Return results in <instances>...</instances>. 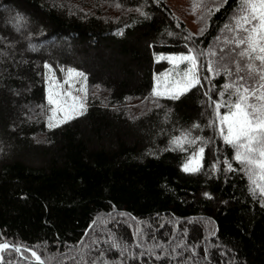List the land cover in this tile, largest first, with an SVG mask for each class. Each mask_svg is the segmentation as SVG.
Segmentation results:
<instances>
[{
  "label": "trees",
  "instance_id": "obj_1",
  "mask_svg": "<svg viewBox=\"0 0 264 264\" xmlns=\"http://www.w3.org/2000/svg\"><path fill=\"white\" fill-rule=\"evenodd\" d=\"M217 3L195 35L162 0H0V244L43 264H264L260 169L235 160L215 109L223 85L246 74V45L230 30L241 0ZM13 19L27 28L13 32ZM64 42L105 63L76 65L55 48ZM189 49L201 84L156 98L169 69L156 57ZM69 69L82 73L87 109L49 128L47 70ZM200 147V170L185 172ZM3 264L25 263L7 251Z\"/></svg>",
  "mask_w": 264,
  "mask_h": 264
},
{
  "label": "snow or ice",
  "instance_id": "obj_2",
  "mask_svg": "<svg viewBox=\"0 0 264 264\" xmlns=\"http://www.w3.org/2000/svg\"><path fill=\"white\" fill-rule=\"evenodd\" d=\"M228 27L225 25V28ZM230 30L239 33L234 38L237 48L246 45L238 53L241 59L247 58L246 74L240 76L235 84L223 85V91L219 93L222 98L221 102L215 104L216 118L219 119L221 125L226 126L220 129V135L226 145L235 149V160L248 168L249 171L253 166L260 169L258 176L256 173H251V176H257V178L252 179V184L254 191L258 189L259 193L264 196V185L257 183V179L264 181V0H241V14L236 18L233 29ZM188 51L189 54L187 55L160 58L180 63L187 61L188 66L182 73L177 72L180 79L166 81L165 91L154 89V96H167L169 99L178 100L182 95L201 84L202 76L198 69L197 54H193L192 49ZM198 55H203V53ZM255 61H259V66L254 63ZM200 67H203L205 72L213 71L210 65H200ZM236 71L239 73L242 69L238 66ZM68 75H73L71 69L68 70ZM75 75H82V73H75ZM168 75L169 73H164L165 77ZM65 83L68 81L66 80ZM159 83L160 78L158 77L157 84L159 85ZM57 87L62 88L63 85H57ZM65 96L68 99H65ZM48 104L56 105L52 109L53 116L49 117L50 121L58 111L63 113V119L57 124L49 123L50 128L58 127L61 123H67L76 116L83 115V110H86L83 102L80 101L79 97L72 96L71 91L62 96L59 92L53 93L50 89ZM222 106L227 108V114L220 116L218 110ZM178 140L174 143H178ZM204 152L205 149L200 147L201 160L204 158ZM256 153L261 157L260 161L255 158ZM195 160V156L191 157L189 163L184 165L183 170L191 173L198 172L201 165L197 161L193 166ZM228 171H235L230 163ZM8 248V244H0V249ZM32 255L37 262L40 261V257L36 256L35 252Z\"/></svg>",
  "mask_w": 264,
  "mask_h": 264
},
{
  "label": "rangeland",
  "instance_id": "obj_3",
  "mask_svg": "<svg viewBox=\"0 0 264 264\" xmlns=\"http://www.w3.org/2000/svg\"><path fill=\"white\" fill-rule=\"evenodd\" d=\"M164 1L168 7L171 9L172 13L181 20L187 27V29L192 34H199L201 33L207 24V18L212 11L213 8H215L217 5L216 3L219 2V0H162ZM218 4V3H217ZM10 9H5L4 13L9 12ZM2 11V10H0ZM13 11V10H12ZM6 24L8 22L6 21ZM27 24L25 22L21 21H15L14 19L10 22V25L8 24V27H11L13 32L15 30H24L27 28ZM18 36L19 34H15ZM39 49L43 48H49L48 45H42L39 46ZM55 48H58L64 52H68L71 54V57L74 59V63L76 65L82 66L83 68H90L92 65L94 66V69L97 68L95 71L98 72L100 66L105 63V58L103 57L102 53H98V51L88 52L85 55H80V51H78L77 48L72 46L70 42H64L63 44H57L55 45ZM28 51H33V48H28ZM105 56V55H104ZM161 57H169V56H159L156 57V62H165L168 64L169 69L164 73H169L167 77L164 76V73L156 76L154 80V87L153 90L157 91H165L166 88V81H172V80H178L180 79V76L177 75V72H183L186 70L188 66V62L185 61L183 63H180L178 61H169L168 59H160ZM73 75H68V70L63 71L60 75H55L50 70H47V74L45 76V97H46V103L49 108V117L53 116L52 109L56 107V105H49L48 104V94L49 90L53 93L59 92L62 96L68 91H71L72 96L79 97L80 101L83 102L84 108L87 109V103H88V88L86 85V82L84 78H82L80 75H75L76 72L72 71ZM160 78L159 85L157 84V78ZM68 81V83H65V81ZM57 85H63L62 88H58ZM83 89V91H81ZM156 98H167V96H155ZM65 99H68L67 96H65ZM143 108V105L140 106V108L137 106L133 108L136 111H140ZM86 110H83V113ZM80 116V115H78ZM76 116V117H78ZM75 117V118H76ZM61 119H63V113L57 112L55 117L50 121L48 118V124H57ZM63 124V123H61ZM59 124V126L61 125ZM50 128V127H49ZM54 128V127H51ZM199 162L200 164V157H196V160L193 161V166H195L196 162ZM189 163V162H188ZM31 252V251H29ZM33 252H31L32 254ZM31 260L36 263H41V261L37 262L36 258L32 256Z\"/></svg>",
  "mask_w": 264,
  "mask_h": 264
},
{
  "label": "water",
  "instance_id": "obj_4",
  "mask_svg": "<svg viewBox=\"0 0 264 264\" xmlns=\"http://www.w3.org/2000/svg\"><path fill=\"white\" fill-rule=\"evenodd\" d=\"M2 244H8L9 248L8 249H0V264H3L5 261V254L7 251H13L17 254L18 258L24 262L25 264H43V263H36L33 262L29 255H32L31 252L28 250L23 249L19 245H17L15 242H4ZM19 249V251H17Z\"/></svg>",
  "mask_w": 264,
  "mask_h": 264
}]
</instances>
